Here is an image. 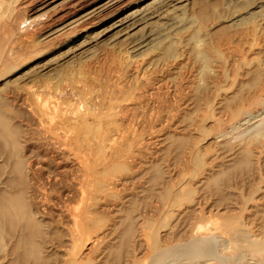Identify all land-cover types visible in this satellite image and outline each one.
I'll list each match as a JSON object with an SVG mask.
<instances>
[{
    "label": "rangeland",
    "instance_id": "1",
    "mask_svg": "<svg viewBox=\"0 0 264 264\" xmlns=\"http://www.w3.org/2000/svg\"><path fill=\"white\" fill-rule=\"evenodd\" d=\"M85 119L127 131L111 158L131 155L100 226L68 237L64 162L36 217L57 238L15 250L3 229L0 264H177L202 240L201 264H264V0H0V194L17 160Z\"/></svg>",
    "mask_w": 264,
    "mask_h": 264
},
{
    "label": "bare ground",
    "instance_id": "2",
    "mask_svg": "<svg viewBox=\"0 0 264 264\" xmlns=\"http://www.w3.org/2000/svg\"><path fill=\"white\" fill-rule=\"evenodd\" d=\"M110 80L106 79L102 84L107 85L110 83ZM124 106L120 108H124ZM127 106H130L129 103ZM84 121L86 122V119ZM101 122L102 121H100V123ZM71 123L64 128L55 130L61 132H55L56 137H52L49 141L50 143L45 144L46 149L44 148L42 150V147H36L35 155L25 154L24 159L26 160H17L14 169L10 171L14 177L12 176L13 179L9 180L6 184L7 192L5 191L0 194V234L3 229H6L9 230L12 235H18L19 241L15 246V250H20L23 246L27 247L34 244L41 245L43 243L48 244V241L57 238L56 235L54 237L53 234H49L47 231V224L44 226L45 224L36 217L37 215H42L41 213L47 214L45 212L50 206L47 194L48 188H54L56 187L55 185L62 182V177L64 175L62 176L61 168L64 162L70 161L74 166L73 170L70 171L71 183L68 184L69 186L64 194H59L57 196L58 198L54 199L53 204L61 211L59 217H61L62 220L59 219L63 221V223L65 222L69 228L68 237L72 243L76 244V241L79 240L82 234L89 235L100 226L101 219H99L96 211V208L101 206L99 203L104 202V207L111 205L110 175L113 173V171L111 173V170L118 166L121 168V165L126 164L125 160L131 156L124 146L120 149V153L118 152L116 156L111 158V156H113V154L111 155V148L119 139L125 138V133L127 134V131L123 133L124 135L121 134L120 130L116 134L111 135L113 131L110 132L109 129L111 128H109L108 122L104 124L101 123L105 126L103 129L100 128L102 126L101 124V126H98L99 124L89 125L87 122ZM117 151H119V149ZM66 167L68 166L66 165ZM115 170L117 171V169ZM120 171L122 172L123 170ZM218 179L219 178H217V180ZM73 203H77L79 208L73 209L71 207ZM106 218L108 217L105 216L103 220H106ZM21 221H24L23 227H20V223H18ZM53 225L54 223L48 224V226L52 228ZM106 228L109 229V227ZM132 232L133 229L130 227L128 234ZM241 236V240L247 237L244 235ZM246 239L248 240V238ZM207 242L208 240L183 243V245L176 247L173 251L175 253L173 261L177 264H201L199 260L205 256H209V250H207L205 246ZM253 245V247L256 246L255 248H264V242H260L258 245L253 243ZM59 247L65 249L66 246L61 245ZM65 262L66 264H78V262L69 261L68 259Z\"/></svg>",
    "mask_w": 264,
    "mask_h": 264
}]
</instances>
